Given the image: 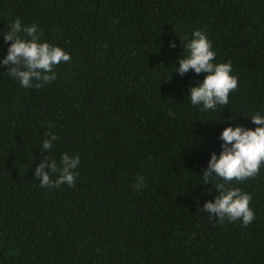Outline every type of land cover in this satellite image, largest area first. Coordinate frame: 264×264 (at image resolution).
I'll list each match as a JSON object with an SVG mask.
<instances>
[{"label": "trees", "instance_id": "obj_1", "mask_svg": "<svg viewBox=\"0 0 264 264\" xmlns=\"http://www.w3.org/2000/svg\"><path fill=\"white\" fill-rule=\"evenodd\" d=\"M16 19L71 59L39 89L0 66V264H264V164L230 183L252 224L202 211L223 182L202 176L221 133L264 115V0H0V60ZM197 30L238 78L214 110L188 98L206 74L175 71ZM65 153L74 186L42 188L35 168Z\"/></svg>", "mask_w": 264, "mask_h": 264}, {"label": "clouds", "instance_id": "obj_2", "mask_svg": "<svg viewBox=\"0 0 264 264\" xmlns=\"http://www.w3.org/2000/svg\"><path fill=\"white\" fill-rule=\"evenodd\" d=\"M21 32L29 39L22 38ZM40 36L36 25L22 26L19 19L14 20L10 30L3 35L5 43L11 44L5 58L0 60V66L6 67L7 74L16 78L25 88L39 89L44 84L54 81L57 77L53 69L61 62H69L71 59L60 47L41 42ZM169 46L176 47L174 43ZM186 48L188 55L179 59V67L175 71L181 76L189 70L197 75L206 74L202 83L188 90L191 104L202 105L201 111L214 110L217 105H227L230 92L238 88V78L231 75V62L213 63L216 53L200 30L191 34ZM250 120L259 127L250 130L237 126L223 130L219 137L223 141L219 158L212 153L207 168L202 173L204 184H210L214 179L223 181L215 183L214 189L218 190L219 195L214 202H206L202 209L221 223L225 219L229 222L240 220L243 226H248L256 218L249 206L252 196L242 192L239 187L230 186L234 180L244 182L255 178L264 164V115L257 113ZM51 127L49 125V128ZM55 140V134L50 131L48 139L42 142L44 151L51 150ZM79 164V156L73 157L65 153L61 156L58 167L55 160L50 161L47 156L35 168L33 178L39 179L42 188L59 187L62 184L72 187L75 184V169ZM51 174H57V178L51 179ZM144 186L142 176L138 177L133 185L137 190Z\"/></svg>", "mask_w": 264, "mask_h": 264}]
</instances>
